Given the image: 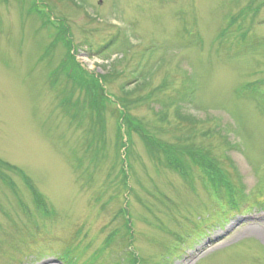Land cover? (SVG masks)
<instances>
[{
  "label": "rangeland",
  "instance_id": "rangeland-1",
  "mask_svg": "<svg viewBox=\"0 0 264 264\" xmlns=\"http://www.w3.org/2000/svg\"><path fill=\"white\" fill-rule=\"evenodd\" d=\"M0 160V264H264V0H0Z\"/></svg>",
  "mask_w": 264,
  "mask_h": 264
},
{
  "label": "trees",
  "instance_id": "trees-1",
  "mask_svg": "<svg viewBox=\"0 0 264 264\" xmlns=\"http://www.w3.org/2000/svg\"><path fill=\"white\" fill-rule=\"evenodd\" d=\"M233 25V24H232ZM70 65V66H69ZM65 66H69L70 69H73V64H65ZM63 64H61L60 69L63 72V70L70 71V69H67ZM67 78L71 80L72 82H75V77L72 76L71 73L67 72ZM93 106L96 107L95 112L97 115L101 116L102 113V106L99 104H93ZM121 119H123V123L129 127V131L135 130V133L140 134L143 137H147L146 139L148 143L151 145V147L160 145V150L163 153L165 157V165L169 166L174 171H179L178 173L184 177L185 179L189 180L192 178L191 171L196 170L201 175V179H203L208 185L211 186V188L215 191H222L226 194L227 200V206L229 208L238 209V207L242 203L243 197H245L240 190L238 186H236L230 178L226 177L224 174L220 173L216 168L215 165L212 163L211 159L207 158L206 156L195 153L192 150H188L185 148H181L178 145H167L166 143H159L157 140L152 139L148 137L144 131L142 130V127L138 125V123L129 117L128 114H124L121 116ZM121 125V124H120ZM124 125V126H125ZM122 149L126 148V144L122 143ZM184 149V150H182ZM126 153V151H125ZM190 160L189 162L186 160V158ZM190 163V164H189ZM7 166L5 163H3L0 160V179L3 182L10 183V179L3 174L1 170V166ZM9 167V166H8ZM189 167V168H187ZM10 169H14L12 167H9ZM125 179H128L127 176H125ZM12 186V184H11ZM36 196V195H35ZM259 202V201H257ZM35 203L36 206L40 209H43L45 214L48 215L47 212V206L46 203L43 202L41 197L36 196L35 197ZM258 204V203H257ZM125 212H128L125 211ZM127 215V214H126ZM133 230V225L131 223V217L126 220L125 223V231L127 232V236L129 235V232ZM64 259L69 260L71 264H77L76 260L71 258V251L67 250L66 256H63ZM137 260L135 259L132 264H137Z\"/></svg>",
  "mask_w": 264,
  "mask_h": 264
}]
</instances>
